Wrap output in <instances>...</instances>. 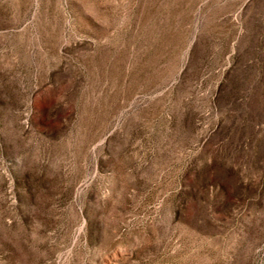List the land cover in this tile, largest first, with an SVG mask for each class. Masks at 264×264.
<instances>
[{"label":"rangeland","instance_id":"1","mask_svg":"<svg viewBox=\"0 0 264 264\" xmlns=\"http://www.w3.org/2000/svg\"><path fill=\"white\" fill-rule=\"evenodd\" d=\"M0 264H264V0H0Z\"/></svg>","mask_w":264,"mask_h":264}]
</instances>
